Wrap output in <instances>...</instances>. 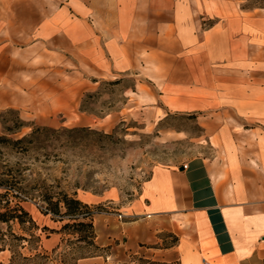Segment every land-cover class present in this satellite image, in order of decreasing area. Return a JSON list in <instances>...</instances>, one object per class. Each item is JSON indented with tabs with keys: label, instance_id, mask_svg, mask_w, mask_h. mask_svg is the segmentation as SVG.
Masks as SVG:
<instances>
[{
	"label": "crops",
	"instance_id": "obj_1",
	"mask_svg": "<svg viewBox=\"0 0 264 264\" xmlns=\"http://www.w3.org/2000/svg\"><path fill=\"white\" fill-rule=\"evenodd\" d=\"M37 1L25 4L31 19H0L6 26L0 72L10 66L7 50L18 29L20 38L33 40L25 51L36 50V63L53 54L68 73L78 67L96 79L132 75L183 92L171 96L166 112L196 114L211 148V154L155 166L122 219L96 213V243L110 254L79 264H125L148 252L178 264H264V45L251 39L248 25L237 30L235 5L227 1L234 8L222 16L226 26L222 20L204 30L197 14L208 8L219 19V1ZM32 70L44 71V64ZM44 82L39 89H49ZM64 85L54 87L52 103L71 91V83ZM223 87L234 93L221 96ZM187 88L194 97L185 96ZM25 97L0 90V109L23 111Z\"/></svg>",
	"mask_w": 264,
	"mask_h": 264
},
{
	"label": "rangeland",
	"instance_id": "obj_2",
	"mask_svg": "<svg viewBox=\"0 0 264 264\" xmlns=\"http://www.w3.org/2000/svg\"><path fill=\"white\" fill-rule=\"evenodd\" d=\"M27 1L36 3V0H0V19H31L25 7ZM47 1L41 0L44 4ZM215 1L221 3L219 19L212 17L208 8H201L197 14L199 20L203 18L204 30L221 22L222 16L226 17L235 5L237 30L248 25L251 39L264 45V0ZM244 17L251 21L245 24ZM223 22L226 26V20ZM5 31L6 26L0 24V44L6 37ZM21 34L18 29L13 31L12 52L7 50L11 63L9 67L1 66L0 90L11 91L13 97L26 96L28 103L23 111L15 107L0 109V191L11 187L13 203L21 199L40 226L36 233L42 241L26 242L19 251L31 255L30 247H38L45 256L30 262L16 259L13 264H79L83 258L106 257L110 249L97 245L93 216L126 212L155 166L211 154L208 138L196 114L166 112L171 96H183V92L161 89L132 75L96 79L78 67L68 73V66L57 65L53 54L44 55V63H36L33 60L36 50L25 51L33 40L20 38ZM1 59L3 62V56ZM43 64L44 71L32 70ZM42 80L49 89L45 86L39 89ZM68 83L71 91L64 89L65 95L63 91L59 95L63 101L52 103L56 97L54 87ZM212 90L209 88L210 95ZM228 90L231 91L220 88V95H228ZM187 91L185 96L194 97V88ZM47 93L50 95L46 96ZM54 108L59 111H53ZM65 194L89 207L93 227L76 225L89 219L70 218L63 203L61 214L46 212L51 207L48 198L57 201ZM66 224L68 227L63 229ZM12 225L15 232H22L18 223ZM25 225L28 227L29 223ZM44 226L61 232L46 239L48 232L41 230ZM1 227L7 230L6 224ZM10 257L9 250L1 252L0 264L10 263ZM164 258L163 252H148L131 255L125 264H178Z\"/></svg>",
	"mask_w": 264,
	"mask_h": 264
},
{
	"label": "trees",
	"instance_id": "obj_3",
	"mask_svg": "<svg viewBox=\"0 0 264 264\" xmlns=\"http://www.w3.org/2000/svg\"><path fill=\"white\" fill-rule=\"evenodd\" d=\"M4 189V192L0 191V253L7 250L11 252L10 263L8 264H13L16 259L30 262L45 256L43 252L38 251V247H30V251L32 252L31 255H24L19 251V249L25 246L24 243L26 242L38 243L42 241L41 235H37L36 233V231L40 229V226L29 211L21 204V199L13 203V199H11V187H4ZM47 201L49 205H51L50 208L46 209L47 213L53 212L54 214H61L60 203H63L67 209L65 214L69 215L70 218L75 221L80 217L89 219L88 222L78 221L75 223L76 225L93 227L92 220H90L92 211L87 205H83L80 199L69 197L65 194L57 201H53L52 198H48ZM13 222L20 225V229L22 230L21 233H17L13 230ZM26 223H29L28 227H26ZM2 224L7 225L6 231L1 227ZM66 227H68V224L64 225L63 229H66ZM41 230L43 232H48L46 239H51L53 235L61 232L46 226L42 227Z\"/></svg>",
	"mask_w": 264,
	"mask_h": 264
},
{
	"label": "built area",
	"instance_id": "obj_4",
	"mask_svg": "<svg viewBox=\"0 0 264 264\" xmlns=\"http://www.w3.org/2000/svg\"><path fill=\"white\" fill-rule=\"evenodd\" d=\"M184 166H186V165H184ZM117 215H118L119 218H123V216H124L121 212L118 213Z\"/></svg>",
	"mask_w": 264,
	"mask_h": 264
}]
</instances>
